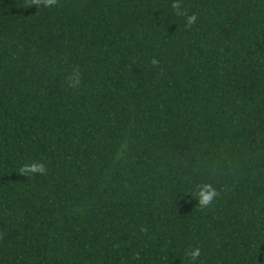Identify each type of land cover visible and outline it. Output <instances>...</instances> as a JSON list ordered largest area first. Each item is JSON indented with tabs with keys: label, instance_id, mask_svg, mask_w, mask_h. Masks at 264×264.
<instances>
[{
	"label": "trees",
	"instance_id": "trees-1",
	"mask_svg": "<svg viewBox=\"0 0 264 264\" xmlns=\"http://www.w3.org/2000/svg\"><path fill=\"white\" fill-rule=\"evenodd\" d=\"M171 4L0 0V264H264V0Z\"/></svg>",
	"mask_w": 264,
	"mask_h": 264
},
{
	"label": "clouds",
	"instance_id": "clouds-1",
	"mask_svg": "<svg viewBox=\"0 0 264 264\" xmlns=\"http://www.w3.org/2000/svg\"><path fill=\"white\" fill-rule=\"evenodd\" d=\"M60 4V0H24L23 7L35 8L39 11L42 8H53ZM171 8L173 13L177 16L184 17L185 28H191L196 21L198 16L196 13L189 14L182 6V0H172ZM150 63L153 66H159V60L153 58ZM82 82V74L79 66L75 65L72 67V71L68 74L67 84L69 88L77 89ZM17 172L20 176L31 178L39 175H47L48 168L45 162L42 160H32L23 163ZM192 198L197 201V207L201 210H207L212 207L215 202L221 196L220 191L212 183H200L192 191L187 192ZM143 230V229H142ZM201 255V249L199 247H189L185 251V256L190 258L192 261H198Z\"/></svg>",
	"mask_w": 264,
	"mask_h": 264
}]
</instances>
